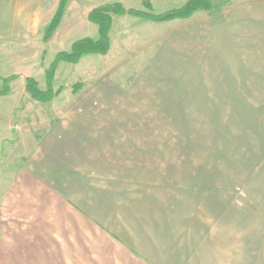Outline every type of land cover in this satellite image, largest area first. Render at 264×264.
<instances>
[{
    "label": "rangeland",
    "instance_id": "374dc122",
    "mask_svg": "<svg viewBox=\"0 0 264 264\" xmlns=\"http://www.w3.org/2000/svg\"><path fill=\"white\" fill-rule=\"evenodd\" d=\"M59 1H54L55 11L49 15L45 13L46 1L38 2L41 15L35 30L10 29L0 34V121H4V126L0 124V173L11 171L9 168L14 165L29 173V177L41 178L39 169H50L40 158L43 147L50 148L55 145L52 142L58 141L56 136L69 137L73 131L78 133L79 126H85L82 128L85 136L95 142L80 144L89 156L88 160H79L82 167L91 165L95 170L96 165L101 168L98 163L103 164V159L135 153L148 159L151 173L160 178L164 187L179 183V176L182 182L187 178L186 183L190 184L187 188L193 190V196L199 193L222 199L225 188L224 199L232 203L263 205L264 86L261 95H224L222 89L208 85L205 69L198 73V81L190 80L188 71L175 74L165 70L154 75L151 59L160 57L163 44L151 42L155 39L152 36L161 31L150 30L151 27L136 30L133 21L142 18L128 14L112 15L110 49L106 55H86L77 64L60 61L54 80L49 83L47 70L57 62L59 53L70 52L76 41L99 39L98 26L89 20V8L120 4L127 11L158 15L180 8L190 0H67L57 30L45 41ZM263 1L249 4L245 0H211L212 9L208 12L214 17L224 14L237 18L242 13H253L252 5L256 3L255 7L262 5V8L261 18L255 20L264 24ZM173 29L166 27L167 32ZM130 34L132 41L126 46L123 40ZM229 57L232 55H223L224 59ZM177 74L187 78H170ZM228 74L232 82L227 86L232 89L240 86L238 73ZM156 75L166 78L158 79ZM27 78L36 81L43 92L50 87L54 92L59 89L63 92L50 103L38 102L26 92ZM7 88L9 94L2 96ZM97 152L103 155L101 161L95 159L99 157ZM73 156L71 152L67 154L66 164L76 162ZM114 162L109 167L111 173L103 168L97 170L107 189L109 179L120 178L114 175L115 170L124 169L128 161ZM200 170L205 177L216 174L214 180L218 182L208 184L211 186L208 188L199 186ZM192 179L198 185L192 184ZM133 187L140 191L141 185L133 183ZM16 227L28 242V226L22 223ZM22 263L28 264L24 260Z\"/></svg>",
    "mask_w": 264,
    "mask_h": 264
},
{
    "label": "crops",
    "instance_id": "0c3cea01",
    "mask_svg": "<svg viewBox=\"0 0 264 264\" xmlns=\"http://www.w3.org/2000/svg\"><path fill=\"white\" fill-rule=\"evenodd\" d=\"M39 1L0 0V34L10 29L35 30L40 23ZM45 1V13H54L57 2ZM255 1L245 0L249 4ZM255 5L251 16L214 17L198 11L189 18L157 25L143 19L133 23L135 29L161 31L151 42L163 44L160 57L151 59L154 75L165 70L175 74L188 71L189 79L198 81V73L205 69L208 85L222 89L221 94L261 95L264 24L255 20L261 18L262 8ZM166 27L174 29L167 32ZM131 41L130 34L123 43L128 46ZM223 55L232 57L224 59ZM228 72L238 73L240 86H227L232 82ZM0 124L4 126V121ZM84 127L66 138L56 136L59 142L43 147L40 158L50 169H39L41 178L29 177L14 165L11 171L0 173V264H23L22 260L28 264H264V203H232L224 199L225 188L222 199L199 193L193 196L187 178L182 182L179 176V183L164 187L151 173L148 159L135 153L120 157L115 153L116 157L103 159V164V155L96 153L99 157L95 159L107 173L114 160L128 161L124 169L115 170L120 178L109 179L107 189L98 178L99 165L95 170L80 165V159L89 158L83 145L95 142L85 136ZM70 152L76 160L72 165L65 161ZM201 170L200 178L195 179L201 181L199 186L208 188L218 182L216 174L205 177ZM133 183L141 185L140 191ZM22 223L29 228L28 242L16 227Z\"/></svg>",
    "mask_w": 264,
    "mask_h": 264
},
{
    "label": "trees",
    "instance_id": "16d2710c",
    "mask_svg": "<svg viewBox=\"0 0 264 264\" xmlns=\"http://www.w3.org/2000/svg\"><path fill=\"white\" fill-rule=\"evenodd\" d=\"M211 0H190L188 3L180 8L164 12L162 14H152L145 13L137 10H125L122 5H104L92 10L89 14L90 22L98 26L99 29V39L93 40L90 38H85L80 41H76L70 52H61L57 57V62L53 63L51 67L47 70L48 80L51 83L54 80L56 65L60 61H66L70 63L77 64L82 57L92 54L106 55L110 49V30L113 22L112 15H122L128 14L135 17H141L144 20H150L155 22H169L175 19H185L189 18L198 11H210L212 9ZM67 0H61L59 4V9L52 19L44 40L47 41L52 36V34L57 30L63 15L64 8ZM14 80V78L9 79L8 82ZM51 87L47 92H43L38 87L36 81L32 78L26 79V92L38 102H52L57 96L61 95L63 89H59L57 92H52ZM10 89L7 88L2 96L9 94ZM1 96V94H0Z\"/></svg>",
    "mask_w": 264,
    "mask_h": 264
}]
</instances>
